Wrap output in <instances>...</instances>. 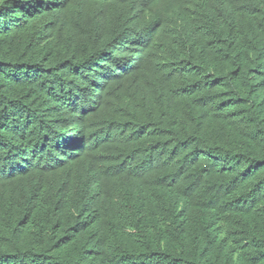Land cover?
Wrapping results in <instances>:
<instances>
[{"label":"trees","instance_id":"1","mask_svg":"<svg viewBox=\"0 0 264 264\" xmlns=\"http://www.w3.org/2000/svg\"><path fill=\"white\" fill-rule=\"evenodd\" d=\"M0 264H264V0H0Z\"/></svg>","mask_w":264,"mask_h":264}]
</instances>
